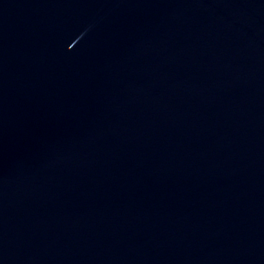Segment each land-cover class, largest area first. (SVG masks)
<instances>
[{
  "label": "water",
  "instance_id": "obj_1",
  "mask_svg": "<svg viewBox=\"0 0 264 264\" xmlns=\"http://www.w3.org/2000/svg\"><path fill=\"white\" fill-rule=\"evenodd\" d=\"M0 264H264V0H0Z\"/></svg>",
  "mask_w": 264,
  "mask_h": 264
}]
</instances>
